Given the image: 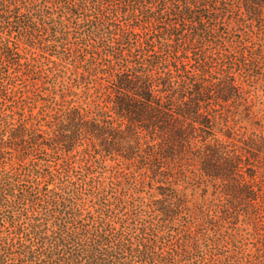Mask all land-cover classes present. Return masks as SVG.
<instances>
[{
	"label": "trees",
	"instance_id": "obj_1",
	"mask_svg": "<svg viewBox=\"0 0 264 264\" xmlns=\"http://www.w3.org/2000/svg\"><path fill=\"white\" fill-rule=\"evenodd\" d=\"M61 7L71 16L84 12L82 25L108 51L97 63L102 76L93 107L62 111L51 131H32L30 147L68 154L83 146L84 159H122L156 183L160 197L146 205L162 221L189 210L174 187L177 177L202 179L217 198L209 221L243 215L255 238L246 263L264 264V132L240 133L233 118L241 105L248 114L242 82L260 65L258 54H246V44L228 29L233 14L263 19L264 0H67ZM120 165L111 166V187L123 174ZM37 178L36 186L23 187L20 173L0 172V209L37 208L26 221L25 239L19 233L6 238L8 249L18 244L13 252L21 264H134L136 256L168 264L179 253L175 245L156 250L150 219L142 222L149 227H132L143 242L133 246L122 226L96 220L90 211L84 216L67 186L43 192Z\"/></svg>",
	"mask_w": 264,
	"mask_h": 264
},
{
	"label": "rangeland",
	"instance_id": "obj_2",
	"mask_svg": "<svg viewBox=\"0 0 264 264\" xmlns=\"http://www.w3.org/2000/svg\"><path fill=\"white\" fill-rule=\"evenodd\" d=\"M66 1L0 0V172L20 173L23 187L36 186L38 177L43 192L67 186L68 191H74V202L84 216L90 211L96 220L107 217L115 227L122 226L132 236L133 246L143 243L140 230L133 228L149 227L142 222L150 219V233L157 235H150V242L156 250L166 253L173 245L180 248L175 257L166 260L168 264H248L245 253L255 252L252 223L247 224L243 215L209 221L213 212L208 210H213L217 198L212 185H205L202 179L177 177L174 187L189 210L162 221L158 212L146 205L160 197L156 183L151 186L148 177L139 176L135 167L127 169L122 159L106 156L104 162L87 160L79 153L83 146L68 154H51L45 146L40 150L30 147L32 131H51L48 126L62 111L73 106L92 108L102 76L97 63L101 60L102 64L108 47L89 36L91 28L81 23L84 12L73 16L65 12L61 6ZM26 5L31 6L28 14ZM232 17L228 29H234V39L246 44V54L250 50L258 54L260 65L250 69L253 75L242 82L249 91L248 114L241 105L233 118L240 133L264 132V18ZM226 45L235 47L236 42ZM116 163L128 176L113 179L116 184L111 187V166ZM17 205L0 209V264H21L13 252L18 244L8 249L6 238L19 233L25 239L26 221L37 210L27 211V205ZM11 208L15 220L8 212ZM182 245L188 250L182 251ZM134 264L147 263L136 256Z\"/></svg>",
	"mask_w": 264,
	"mask_h": 264
}]
</instances>
